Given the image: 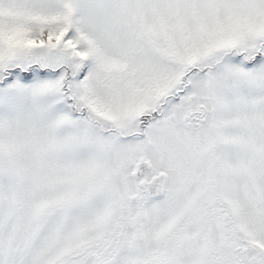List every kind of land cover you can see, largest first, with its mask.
<instances>
[{
    "label": "snow or ice",
    "instance_id": "6c2138e0",
    "mask_svg": "<svg viewBox=\"0 0 264 264\" xmlns=\"http://www.w3.org/2000/svg\"><path fill=\"white\" fill-rule=\"evenodd\" d=\"M0 264H264V0H0Z\"/></svg>",
    "mask_w": 264,
    "mask_h": 264
}]
</instances>
